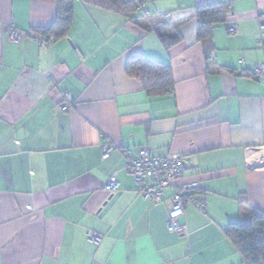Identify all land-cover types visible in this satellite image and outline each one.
<instances>
[{"label": "crops", "instance_id": "1", "mask_svg": "<svg viewBox=\"0 0 264 264\" xmlns=\"http://www.w3.org/2000/svg\"><path fill=\"white\" fill-rule=\"evenodd\" d=\"M202 2L147 1L148 19L172 14L165 29L179 40L166 49L154 31L85 0L43 44L33 29L55 19L57 0H0V264H245L225 229L250 208L264 213V162L246 163L248 150L264 156V78L251 74L264 61V0H233L207 53L194 16ZM135 55L169 64L173 92L150 96L129 77ZM139 149L184 157L160 203L126 169L124 152ZM191 181L205 208L187 204V233L170 231L169 197Z\"/></svg>", "mask_w": 264, "mask_h": 264}, {"label": "trees", "instance_id": "2", "mask_svg": "<svg viewBox=\"0 0 264 264\" xmlns=\"http://www.w3.org/2000/svg\"><path fill=\"white\" fill-rule=\"evenodd\" d=\"M106 10L114 11L129 18L143 31H154L166 49L179 40L178 34L166 32L171 17L170 12L159 18L148 19L150 12L147 1L154 0H85ZM231 2L223 0H203L194 9L197 41L204 52L213 46L212 31L215 25L228 21ZM169 14V16H168ZM152 15V14H151ZM73 17V0H57L55 19L46 26L35 28L38 37L48 43L51 39L64 35ZM126 74L141 82L150 96H163L173 92L174 81L169 64L135 55L126 63ZM70 107V106H68ZM203 192V189H200ZM226 235L240 251L245 264H264V213L258 208H250L242 217L226 226Z\"/></svg>", "mask_w": 264, "mask_h": 264}, {"label": "built area", "instance_id": "3", "mask_svg": "<svg viewBox=\"0 0 264 264\" xmlns=\"http://www.w3.org/2000/svg\"><path fill=\"white\" fill-rule=\"evenodd\" d=\"M226 2H232L233 0H223ZM169 16V14H168ZM260 29L264 30V13L259 15ZM228 31L230 33L235 32L236 27L232 23L227 24ZM22 36V33L15 29H9V37L13 42H18ZM40 41L43 44L46 42L42 39ZM242 60H240L241 62ZM251 74L256 78H264V61L254 65L251 69ZM70 97L67 93H64L63 100L60 103V107L64 110L68 109ZM103 157L108 156L109 148H103ZM258 148L256 150H262ZM248 156L246 163L251 166L254 163H263L264 156L258 154L255 155V151L248 150ZM251 152V153H250ZM126 157V169L132 174L135 181L139 184V193L149 198L155 203H160L163 200L164 190L172 186L176 179L181 177L184 173V157L181 155H168L164 157H156L150 155L146 149H139L136 154L129 151L124 152ZM257 161V162H256ZM118 182L115 175L109 177L105 182L103 189L107 192L116 190ZM175 191L169 197L168 208V229L170 231H176L181 233H187L184 226H181L178 222V217L185 212V206L192 204L200 211L205 208V195L201 192V184L198 181H191L186 183H180L174 186ZM101 236L96 232H90L88 241L98 245L101 241Z\"/></svg>", "mask_w": 264, "mask_h": 264}]
</instances>
